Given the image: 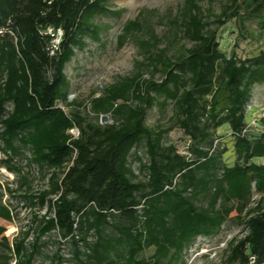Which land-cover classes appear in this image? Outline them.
<instances>
[{
    "label": "trees",
    "instance_id": "1",
    "mask_svg": "<svg viewBox=\"0 0 264 264\" xmlns=\"http://www.w3.org/2000/svg\"><path fill=\"white\" fill-rule=\"evenodd\" d=\"M111 1L0 0L4 163L14 171L8 163L24 149L29 163L48 169L47 187L23 195L27 204L48 212L39 220L30 250L25 237L11 243L4 226L0 243L15 264H32L45 244L40 238L51 231L70 255L65 259L57 250L51 264H185L192 241L216 235L233 214L243 235L229 242L228 260L247 264V253L263 260L264 164L252 159H264V125L250 134L246 115L252 87L264 83V48L243 59L234 53L226 57L218 49L216 30L246 17L264 31V0H226L214 21L204 15L200 0H183L162 36L153 28L156 11H140L117 37L118 48L131 41L138 50L134 72L89 99V111L96 118L108 115L111 122L84 123L77 112L58 106L69 104L64 69L76 50L86 47V39L101 42L108 28L95 23L96 16H120L121 9L110 10ZM48 26L63 31L54 56L46 50L49 38L43 30ZM182 38L192 46L182 44ZM145 68L160 79L145 78ZM169 105L186 139V154L164 145V131L146 124L153 107L164 111ZM224 126L233 142L232 164L223 160L226 149L217 146L222 136L216 132ZM74 127L76 138L69 133ZM134 161L145 181L136 179ZM253 193L258 199L250 204ZM0 219L11 220L1 203ZM149 249L152 253L144 257Z\"/></svg>",
    "mask_w": 264,
    "mask_h": 264
},
{
    "label": "rangeland",
    "instance_id": "2",
    "mask_svg": "<svg viewBox=\"0 0 264 264\" xmlns=\"http://www.w3.org/2000/svg\"><path fill=\"white\" fill-rule=\"evenodd\" d=\"M226 0H200L204 15H208L210 21L215 20V15L221 11L222 5ZM183 0H112L109 4L110 10L121 9L119 17L110 15H98L94 22L100 25H106L108 30L102 34L101 42L96 43L88 39L87 45L82 50H76L74 57L66 64L64 72L68 80V100L69 104H58L66 113L77 112L84 123L92 122L107 124L111 122L108 115H99L97 118L89 111V99L100 94L101 90L109 84L116 81L119 77L131 75L136 68V61H140L138 50L133 42L127 41L121 48L117 46V37L121 33L122 26L127 22L134 20L142 10H155L156 16H153V28L157 35L162 36L166 33L167 19H172L177 13ZM241 12L240 17H244ZM159 17H164L161 23H158ZM212 24L211 28H215ZM216 38L219 44V51L226 57L234 53L239 58H247L254 55L258 50L264 48V31L260 32L254 19L233 18L220 26L216 30ZM181 43L186 47L192 46V43L185 38ZM172 53V51H169ZM144 77L160 79L158 73L152 74L150 69H144ZM75 102V104H74ZM246 122L250 124V134L256 133L255 127L264 125V83L252 87L251 99L247 108ZM146 124L156 130L164 131L163 144H172L180 154H186L185 142L177 127L173 116L171 106H167L164 111L153 107L147 114ZM217 135L222 139L217 146L226 149L223 160L227 164L234 162L232 148V139L229 135L227 126L217 130ZM70 135L78 137L79 130L73 129ZM0 142V203L7 207L11 214L9 222L0 219V226L5 227L4 235L11 243L25 237L24 246L27 251L37 236L36 228L39 220L48 215L46 207L39 209L37 205L30 206L24 200L25 191L36 195L47 187L48 169L38 168L35 164L29 163L30 154L27 150H22L20 155L13 156L8 163L15 168L14 171L6 169L4 161L8 156L2 152ZM138 156L145 162L144 149L137 151ZM131 161L132 158H130ZM132 170L138 181H145V174L141 170L140 164L136 161L131 162ZM54 198V196H51ZM258 199L253 193L250 204ZM236 204L234 203L233 206ZM37 221L33 222V218ZM232 214L224 222L219 232L212 237H197L188 246L184 254L185 264H238L236 261L228 260V244L233 239H238L243 235V225L238 223ZM26 233H28L26 235ZM58 236L54 231L40 238L41 249L35 255L32 264H51L50 257L55 251L65 258L70 257L68 246L66 244L58 245ZM12 248V245L10 246ZM152 249L144 252L143 256L148 257ZM3 257H8V264H15L11 251L0 243V262ZM10 257H12L10 259ZM63 264H73L66 260Z\"/></svg>",
    "mask_w": 264,
    "mask_h": 264
},
{
    "label": "built area",
    "instance_id": "3",
    "mask_svg": "<svg viewBox=\"0 0 264 264\" xmlns=\"http://www.w3.org/2000/svg\"><path fill=\"white\" fill-rule=\"evenodd\" d=\"M2 30L0 29V34ZM43 34L49 38V41L46 46V50L50 56H54L58 53L59 51V46L60 42L62 40L63 36V31L61 28L53 27V26H48L43 30ZM248 127H250V124H247ZM73 129L77 128H72L69 130L72 131ZM73 137V136H72ZM218 140H215L214 144H217ZM247 264H264V259L259 260L256 255H253L251 253H247Z\"/></svg>",
    "mask_w": 264,
    "mask_h": 264
},
{
    "label": "crops",
    "instance_id": "4",
    "mask_svg": "<svg viewBox=\"0 0 264 264\" xmlns=\"http://www.w3.org/2000/svg\"><path fill=\"white\" fill-rule=\"evenodd\" d=\"M252 162L256 164H264V159L263 158H253Z\"/></svg>",
    "mask_w": 264,
    "mask_h": 264
}]
</instances>
